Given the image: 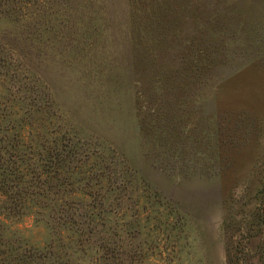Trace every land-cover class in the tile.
Here are the masks:
<instances>
[{"label":"rangeland","instance_id":"1","mask_svg":"<svg viewBox=\"0 0 264 264\" xmlns=\"http://www.w3.org/2000/svg\"><path fill=\"white\" fill-rule=\"evenodd\" d=\"M0 264H264V0H0Z\"/></svg>","mask_w":264,"mask_h":264}]
</instances>
